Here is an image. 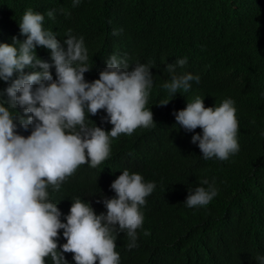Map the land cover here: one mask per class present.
<instances>
[{
    "label": "trees",
    "instance_id": "trees-1",
    "mask_svg": "<svg viewBox=\"0 0 264 264\" xmlns=\"http://www.w3.org/2000/svg\"><path fill=\"white\" fill-rule=\"evenodd\" d=\"M28 9L55 10L54 19L45 15L43 26L62 45L69 31L84 38L87 82L99 78L113 54L127 58L129 71L137 63L153 67L146 107L155 125L113 139L101 165H81L59 191L50 192L59 210L67 215L71 200L81 198L97 215L106 213L97 201L115 196L110 185L127 169L157 187L146 198L137 247L129 250L127 236H117L121 264H258L255 258L264 256V0H82L76 7L72 0H0V43L25 39L19 21ZM36 53L51 62L48 50L37 47ZM185 57L187 64L177 71L198 75L200 83L169 97L162 88L170 79L165 65ZM52 74L55 79L54 69ZM8 84L0 82V90ZM197 96L205 108L226 98L235 102L240 150L227 161L202 159L191 143L202 130L189 133L176 124L172 113ZM166 99L172 100L159 105ZM105 115L98 110L89 116V126L110 131ZM201 179L214 181L219 194L205 208L189 209L183 204L188 190ZM58 235L59 250L66 240L63 230ZM73 255L64 253L68 264H75Z\"/></svg>",
    "mask_w": 264,
    "mask_h": 264
},
{
    "label": "clouds",
    "instance_id": "clouds-1",
    "mask_svg": "<svg viewBox=\"0 0 264 264\" xmlns=\"http://www.w3.org/2000/svg\"><path fill=\"white\" fill-rule=\"evenodd\" d=\"M81 2L72 0L73 7ZM45 15L54 19L55 10L43 14L26 10L19 21L25 39L0 43V82L11 81L0 90V264H45V258L51 264H68L64 253H73L75 264H121L115 251L117 236H127L129 250L137 247L143 207L156 183L123 170L110 185L115 196L97 201L106 209L99 215L81 198L71 200L64 215L50 192L59 191L81 165H101L113 139L155 125L146 107L154 86L153 67L137 63L129 71L127 58L113 54L99 78L87 82L84 74L91 68L84 38L69 31L62 45L52 30L44 28ZM37 47L49 51L50 63L38 58ZM187 62L186 57L177 58L165 65L170 79L162 88L169 97L189 92L192 82L200 83L198 75L177 71ZM98 110L106 113L102 120L112 125L110 131L89 126L88 117ZM236 111L231 98L205 108L204 98L197 96L172 115L184 131L202 130L191 138L202 159L227 161L240 150ZM29 129L27 137L18 134ZM218 194L214 181L201 179L198 187L189 188L183 204L202 209ZM60 230L66 243L58 250ZM255 259L264 264V256Z\"/></svg>",
    "mask_w": 264,
    "mask_h": 264
}]
</instances>
